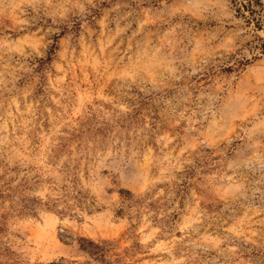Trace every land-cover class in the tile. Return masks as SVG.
I'll return each instance as SVG.
<instances>
[{
    "label": "rangeland",
    "instance_id": "1",
    "mask_svg": "<svg viewBox=\"0 0 264 264\" xmlns=\"http://www.w3.org/2000/svg\"><path fill=\"white\" fill-rule=\"evenodd\" d=\"M263 39L264 0H0V264H264Z\"/></svg>",
    "mask_w": 264,
    "mask_h": 264
},
{
    "label": "trees",
    "instance_id": "2",
    "mask_svg": "<svg viewBox=\"0 0 264 264\" xmlns=\"http://www.w3.org/2000/svg\"><path fill=\"white\" fill-rule=\"evenodd\" d=\"M252 12H253V10L250 11V13H252ZM259 21H260V20L257 19V21H256V22H257V26H260V24H261V22H259ZM261 25H262V24H261ZM262 44H264V39L262 40ZM53 49H54V47L52 48V50H53ZM262 50L264 51V47H263ZM50 52H52V51H50ZM47 59H49V57H48Z\"/></svg>",
    "mask_w": 264,
    "mask_h": 264
}]
</instances>
